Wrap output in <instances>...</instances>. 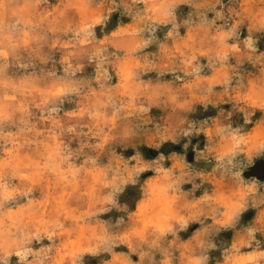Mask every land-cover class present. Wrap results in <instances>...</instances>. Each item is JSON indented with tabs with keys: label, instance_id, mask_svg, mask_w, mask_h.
Masks as SVG:
<instances>
[{
	"label": "clouds",
	"instance_id": "obj_1",
	"mask_svg": "<svg viewBox=\"0 0 264 264\" xmlns=\"http://www.w3.org/2000/svg\"><path fill=\"white\" fill-rule=\"evenodd\" d=\"M264 0H0V264H264Z\"/></svg>",
	"mask_w": 264,
	"mask_h": 264
},
{
	"label": "rangeland",
	"instance_id": "obj_2",
	"mask_svg": "<svg viewBox=\"0 0 264 264\" xmlns=\"http://www.w3.org/2000/svg\"><path fill=\"white\" fill-rule=\"evenodd\" d=\"M255 171L259 174L261 171H264V159L258 160L255 165Z\"/></svg>",
	"mask_w": 264,
	"mask_h": 264
}]
</instances>
